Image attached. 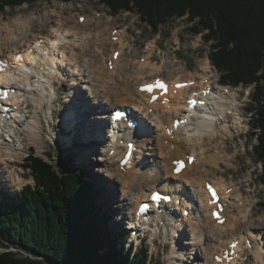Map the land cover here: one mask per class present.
I'll use <instances>...</instances> for the list:
<instances>
[{"label":"bare ground","instance_id":"1","mask_svg":"<svg viewBox=\"0 0 264 264\" xmlns=\"http://www.w3.org/2000/svg\"><path fill=\"white\" fill-rule=\"evenodd\" d=\"M55 4L57 6L56 8H59L53 11V13H55L54 15L57 17V25H51L49 30H44L47 19L41 20L42 24L37 25L32 17H18L6 24L3 23L0 14V59H7L9 61V66L10 64H18L14 56L18 53H22L21 61L25 62L28 60L31 62L30 64L25 62V67L16 65V72L20 73L16 84L21 80L19 84H23V87H26V85L28 86V81L31 77L28 72L31 71L34 77H32L33 80L31 79L32 81H30L36 84L37 88L42 89L47 85V87L51 89L54 79L61 77V69L63 71L64 66L66 68V65L73 64V73L80 71L77 69L80 55L83 57L85 56V58L87 56V62L89 63H93L92 61L96 60L97 66H95V68L91 66L92 70H90L86 80L89 81V83L87 82L89 91L102 89L103 99L100 101L101 105H95L93 107H91V104L88 102L84 103V98L83 101L82 99L79 101L75 100L73 108L76 110H71L69 113L73 117L70 118L67 115L63 119V126L66 128V131H72L69 143L73 140H80L83 146L82 150L84 151L80 158L87 160L94 150L97 149L95 146L103 141L101 129L103 128L104 122H102V120L106 115L103 113L102 115L99 114L101 111L108 112L110 108L115 109L118 105L123 108L125 106H130L143 109L145 113L141 117L144 118L146 122L150 121L154 128V137L152 136L149 143H151L150 145L154 150L156 147L155 156L152 158L158 166V171L155 176L149 174H144V176H142L140 174L142 173V160L140 159L135 161L136 165L132 169H121L117 167L116 169L109 170L110 172L108 174L114 178V183H112V185L115 187L116 185L121 186V192L123 193V197L119 198L120 202H122L121 205H124V195L130 196L133 199V203L128 205V213H132L136 209L135 204L138 203L137 201L144 199L147 192L156 188H160L162 191H176V189L180 188L181 190L186 189L194 192L201 203L200 209H197L198 211L196 212V214H199L200 219L196 220L195 213H193L189 220H186V222L182 221V223L175 224V227H172L166 222V218L163 216L151 217V220L144 223L145 228L149 229L151 237L159 235L163 238V241L164 239L166 241L171 240L174 243L175 241L181 240V237H183L182 231L184 227L187 226L190 232L189 235L191 236L190 240L188 238L187 240L190 242L187 243L186 241V243H182L179 248L181 250H178L177 246L179 243L181 244V242H177V245L174 246L170 260L174 261L173 256L177 254L175 264H186L183 252L188 244L190 250L189 259H193L195 261L194 264H215L212 253L216 250L224 251L232 241H239L237 247L239 253L237 256H234V260L229 264H245L244 257L242 256L243 249H245L243 239L246 234L251 236L253 240L259 236L262 241L264 240V213L258 215L256 218L255 216L257 214L253 211V205L248 201V198V200L245 199L240 192V188L230 183L231 186L228 188L231 190L227 193L226 189L228 188L224 187L222 181L215 180L218 189L223 195L222 200L226 201V205L227 200L230 204V206L225 209V213L222 216L225 218V222L222 225H218L216 222H213L214 220L209 212L210 207L206 204L209 200L206 190L203 187L200 188L204 181L211 175L207 173V167H218L223 158L222 152L224 151V146H222V144L225 142L224 140L226 137H231L228 135L230 131H228L229 129L226 126L218 129L215 128V120L222 119L225 121L228 115H233L230 117H232L237 126L241 125L244 121L242 110L239 108V94L241 90L237 92L232 89V91L229 90V92L225 94L222 88L213 87L215 93L218 95V101L212 104L214 107L209 116L210 120L207 122L196 121V124L190 128L189 135L185 140L187 145L184 144L189 147L188 150L190 154H196V150L199 149V158L196 159L195 165L188 166L180 176H173L170 173L171 168L169 163L172 159H177L186 154V150L182 147V140L177 139L178 134L181 133L186 126H180L177 130H173L172 123L175 119H178L177 112L185 110L187 95L193 91H197L196 87L200 86V83L195 84L190 91L184 88L182 90H177L176 94L173 93V95H175H172L173 105L156 103L150 106V108H147L145 102L148 100V96L145 98V94L139 93L138 87L151 81L153 79L152 76L159 70L153 63L154 61H152V51L150 50L147 52V56L142 63L139 61L135 62V57L130 58L129 62H126L123 59L125 57L124 34L116 31L117 27H115V24L113 23V27L110 21H107L110 20L109 18L106 20L100 15L99 19H96L94 14L93 16H85L82 23L78 21L74 22L71 21L72 19H66L63 16V9L65 7L68 8L67 6L71 3L66 4V6L62 4V8L57 5V2H55ZM44 16L45 18L47 17L46 14ZM78 17H75L74 20H77ZM113 38L116 40L113 41ZM88 49H94L98 52V55L95 54V59L94 55L85 54V51ZM110 49L114 52H120L117 60H112L114 52L104 55V53ZM24 52L34 55V57L28 58ZM136 58L139 59L140 57ZM109 61H112L113 65L111 70H109ZM209 64L208 60H206L202 68L207 70ZM115 74H118L119 80L115 79ZM90 75L92 77H90ZM158 76L159 75H156L155 77ZM181 77L183 78L184 76H167L168 80L173 81V83L180 80ZM187 77L189 79L195 78L194 75L186 76V78ZM78 79H81L80 76ZM4 80L7 81V79ZM13 80H15V78H13ZM171 89H173V87H171ZM43 97L44 94L40 91L39 103L43 100ZM20 101L22 102L21 99ZM17 105L18 109H20V107L22 109V107H24V101L22 104ZM169 106L174 107V111L173 109L168 111ZM69 110L70 109L65 112ZM150 110L152 113H149ZM136 116L138 117V114ZM98 118L101 119L99 122L97 121ZM187 118L189 120L190 115H188ZM165 128L172 129L173 134L171 135L175 138L168 139ZM142 131L146 132L144 129ZM8 132H11V129ZM27 132L26 134L29 136L30 140L35 142L38 139L34 131V125H30ZM130 133L131 132L128 134ZM123 137L124 140H128L129 138L126 134L123 135ZM165 140H168L166 144H164ZM117 141L119 144V139ZM144 141H146V138L141 139L139 142L137 141L136 146H142L143 148L146 146ZM93 148L95 149L93 150ZM112 148H115L116 154L123 153V149L119 145L112 144L110 147L108 145V151ZM140 152L141 150L139 153ZM2 153L3 152L0 151V166H6L7 156ZM11 157H13L14 160L18 158L14 156ZM104 157H106V155H104ZM136 157H138V154ZM104 159L109 163L113 161L111 158ZM167 159H169V162L165 161ZM99 160H103L101 155ZM86 164L89 166L92 165L89 161H87ZM203 167H206V170L204 169L206 171L205 173L201 172ZM106 168L109 169L108 166ZM183 196H185L190 205L191 200L188 195L186 196V193L183 192ZM104 202L110 207L109 201L105 200ZM184 223H186V225H184ZM259 245H252L253 249H251L250 252L254 255L257 264L261 262L262 256L264 255V251ZM192 255L194 256L191 257Z\"/></svg>","mask_w":264,"mask_h":264},{"label":"trees","instance_id":"2","mask_svg":"<svg viewBox=\"0 0 264 264\" xmlns=\"http://www.w3.org/2000/svg\"><path fill=\"white\" fill-rule=\"evenodd\" d=\"M39 1L48 0H0V12ZM99 1L114 14L135 11L155 32L186 17L194 35L212 42L210 58L222 83L254 85L251 136L264 184V0ZM24 164L35 184L0 200V246L6 250L0 264H149L145 251L127 253L107 229L90 171L69 157L44 159L34 152Z\"/></svg>","mask_w":264,"mask_h":264},{"label":"rangeland","instance_id":"3","mask_svg":"<svg viewBox=\"0 0 264 264\" xmlns=\"http://www.w3.org/2000/svg\"><path fill=\"white\" fill-rule=\"evenodd\" d=\"M55 2H57V5L61 8L62 4L66 6V4L71 3L67 6L68 8L65 7L63 9V16L66 19H72L71 21L74 22L77 21L74 20L75 17L93 16L96 13H101L103 19L107 20L109 18L110 20L107 21H110L112 26L114 23L115 27L122 29L125 33V57L123 59L126 62H129V59L133 57H135V62H138L136 57L141 58V56H146L148 51H152V61H154L153 63L159 69L153 76L163 75L167 78V76L171 75L184 77L188 75H197L201 72L202 64L209 57L211 50L210 45L212 42H205L201 36L202 34L194 35L190 30L192 24L186 21V17L178 19L173 18L165 25L159 26L155 32L142 22L141 18L135 11L125 10L115 15L112 14L109 8L104 4H101L99 0H69L67 2L48 0L39 1L34 4H22L15 8L6 7L2 13L0 12L1 18L3 23L7 24L18 17H32L37 25L42 24L41 20L47 19V24L44 30H49L51 25H57V17L54 15L55 13H53V11H56V9L58 10L59 8H56L57 6ZM45 14L47 15L46 18L44 16ZM94 17L99 19V17H96L95 15ZM110 50L104 53V55H108ZM86 51L85 54L94 55V59L95 54L98 55V52L94 49H88ZM78 59L79 64H77V69L80 71L73 73V64L66 65L64 71L61 72V77L54 79L53 82L55 86L50 89V92L47 95H45L46 93L44 94L43 100L40 101L41 104L38 102L41 88H34V91H30L29 93L22 91L23 98L25 97L30 105L27 110H24L22 114H19L21 115V117L18 118L19 122L13 128L16 134L11 133L10 136L7 137L10 141H6V143L0 145V151L7 156L6 159L8 158L9 161L12 160L10 161L11 163L6 161L8 164L6 166L2 165L0 168V189L2 190V193H0L1 199L3 193L10 197H16L17 193H19L26 184H34L29 170H24L23 168L24 159L30 153V150L35 152L36 155L42 157L51 154L55 160L59 157H67L69 155L66 151L70 150V137H66L68 135H62L59 138L56 137L59 133H62V128H64L59 122L60 120L62 121V117H60L62 112L67 111L71 106H74L73 103L75 100L79 101L82 99L83 101V98L84 100H87L88 98L87 102L91 104V107L101 105L100 101L103 99L102 89L89 91V85L87 84L89 81L86 80L90 70H92L91 66L95 68V66H97V61L95 60L92 61L93 63H89L87 62V56L85 58V56L83 57L81 55ZM210 71L212 72L213 82L217 81L220 78V74L215 68H211ZM79 76L81 79H78ZM90 77L92 76L90 75ZM114 77L116 80H119L118 74H115ZM17 85L20 84H16V86ZM226 87L229 89L231 88V91L232 89L237 92H240L241 90L239 95V108L242 110L244 121L241 125L237 126L232 117H230L233 115H228L227 120H222L215 125V128L217 129L226 126L229 129L228 131H230V134L228 135L231 137H226L224 140L225 142L222 144V146H224V151L222 152L223 158L220 164L218 167L208 166L207 173H209V175L211 174L210 176H215L217 174L218 178L223 175L229 184L232 183L240 188V192L245 199L248 198L249 200H247L253 205V211L257 214L255 216L257 218L258 215L264 213V184L261 182V164L260 162H257V157L252 150L253 146L256 144V140L252 139L251 136L252 131L250 125L252 124V120L249 111L250 108L252 109L254 106L253 93L255 88L254 86L245 87L242 85H239L238 88L229 85ZM247 91L250 96H247ZM26 101H24V104H26ZM43 104H46L47 106L42 109L41 106ZM117 107L121 106L118 105ZM110 110H112V108H110L109 111ZM30 125H34V131L38 136V139L35 142L30 140L27 135ZM193 126L194 125L191 127ZM69 133L72 134V131ZM55 139H58V142H56ZM62 139L66 142V145L63 144L64 142H62ZM144 143L146 146L143 147L145 148L144 158L140 159L142 160V173L140 174L142 176H144V174L155 176L158 171V166L152 157L155 156L156 147L154 150L150 145L151 143L147 140L144 141ZM185 144L187 145V143ZM73 146L78 149L77 145L74 144ZM71 149L73 150V148ZM94 149L95 148H93V150ZM97 150L100 151L99 154L101 156L105 155L106 149L103 145L102 148H98ZM95 154L96 153L90 155V158L87 160L81 159L80 154H77L78 157L75 159V164L82 167L83 165H81V163H83L86 166L85 168L90 171V180H92L93 185L99 192L97 203L99 205H104L102 212H106L110 215L109 229L117 232L119 229H122L123 221L128 215V205L133 203V199L130 196L124 195V205H121L122 202L119 200L120 197H123V193L120 190L121 186H113L112 183H114V178L105 171L107 170V166L109 167V170H112L110 168L111 164L107 161L102 162L98 159L95 161ZM11 156L18 158L14 160ZM87 161L92 165H87ZM204 169L206 170V167H203L202 170ZM202 170V173L206 172L205 170ZM192 195H194L195 200H197V195L194 192H192ZM105 200L109 201L110 207L104 202ZM195 219H200L199 214L195 213ZM182 233L184 234H182L183 237H181V240L175 241L174 243L171 240L166 241L164 239L163 241L162 237L157 238L155 244H152L150 239L148 241H143L139 247L133 249V252L139 251L141 247L146 246L149 252L150 264H175L177 254L176 256H173L174 261L170 260L174 246L177 245V242H181V244L179 243L177 245L178 250H181L179 248L182 243H186V241L189 243L191 238L187 226L184 227V232ZM187 238L189 240H187ZM9 250L15 252L13 249ZM147 250L143 249L142 251ZM3 251L6 250L0 246V253ZM183 253L186 264L195 263L193 259H189V244L184 248ZM193 256L194 255L191 257ZM263 259L264 256L259 264H264ZM246 262L249 264H257L254 255L248 257Z\"/></svg>","mask_w":264,"mask_h":264},{"label":"snow or ice","instance_id":"4","mask_svg":"<svg viewBox=\"0 0 264 264\" xmlns=\"http://www.w3.org/2000/svg\"><path fill=\"white\" fill-rule=\"evenodd\" d=\"M117 55H118V54H117ZM16 59H17V61H19V60L21 59V57H16ZM0 71H3V68H0ZM0 82H3L2 79H0ZM155 86L160 87V88H163V89H165V91H166V86L163 85V84H162L161 82H159V81L156 82V85H155ZM152 87H153V86H145V88H142L141 90H142V91H151V90H152ZM176 87H178V88H179V87H184V85H176ZM7 97H8V93H7V91L0 92V99H7ZM189 103H190V104H194L195 102H194V101H191V102H189ZM189 161L191 162V158H189ZM181 166H182V162H178V167H177L176 170L179 171ZM209 194L212 196V200L210 201V203H215L217 197H216L215 190L212 189L211 186H209ZM151 198H152V200L155 201V202H159V201H161V200H163V201H168V200L170 199L168 196H163V195H161V194H159V193H153ZM142 210H143V208H142ZM213 217H214L215 219H217V221H218L219 223H223V221L220 219L218 213H215V212H214V213H213ZM232 247H235V245H232Z\"/></svg>","mask_w":264,"mask_h":264},{"label":"water","instance_id":"5","mask_svg":"<svg viewBox=\"0 0 264 264\" xmlns=\"http://www.w3.org/2000/svg\"><path fill=\"white\" fill-rule=\"evenodd\" d=\"M51 264V263H50Z\"/></svg>","mask_w":264,"mask_h":264}]
</instances>
